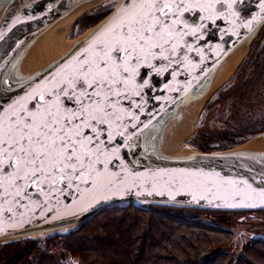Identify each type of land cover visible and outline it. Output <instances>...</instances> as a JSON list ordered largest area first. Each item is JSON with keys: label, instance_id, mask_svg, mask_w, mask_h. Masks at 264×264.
Listing matches in <instances>:
<instances>
[{"label": "snow or ice", "instance_id": "6c2138e0", "mask_svg": "<svg viewBox=\"0 0 264 264\" xmlns=\"http://www.w3.org/2000/svg\"><path fill=\"white\" fill-rule=\"evenodd\" d=\"M224 7L231 10L233 4L125 0L75 62L49 85L17 101L7 115H0V201L11 206L6 211L58 204L61 196L72 192L78 196L77 203L91 201L118 183L109 165L119 159V147L110 145L118 136L127 143L128 127H136L133 105L143 107V89L149 87L148 79H139L140 69L163 75L171 68L175 78L179 70L173 65L185 70L197 67L190 54L203 60V47L197 45L204 40L208 26L204 21L214 23L224 15ZM194 10L205 13L199 24L184 19L186 12ZM182 175L193 182L215 183L203 174ZM222 182L244 186L234 193L243 198L227 206H256L254 197L264 203V188L254 189L246 181ZM25 200L28 204L21 203Z\"/></svg>", "mask_w": 264, "mask_h": 264}, {"label": "water", "instance_id": "95a60500", "mask_svg": "<svg viewBox=\"0 0 264 264\" xmlns=\"http://www.w3.org/2000/svg\"><path fill=\"white\" fill-rule=\"evenodd\" d=\"M85 1L88 0H0V115H7L17 101L33 90L49 85L53 78L75 62V58L88 49L93 35L112 20L125 2L119 0L104 18L89 28L91 32L59 60L20 83L13 82L10 76L21 54L52 23ZM222 3L225 6L232 3L233 7L231 10L224 7V15L214 23L204 21L208 25L204 40L197 45L203 47V60L195 53L190 54L197 67L185 70L182 65H173L179 70L175 78L171 75V68L163 75L147 68L140 69L139 79H148L149 87L143 89V107L135 108L133 105L137 115V121L133 122L136 127H128L126 135L130 138L127 143L124 142L125 137L118 136L114 145H110L119 147V159H113L109 165L118 183L98 193L97 199L81 203H77L75 192L61 196L58 204L53 202L43 208L36 205L15 207L11 212L6 211L11 206L0 201V244L64 235L106 209L130 204L219 212L264 210L259 197L253 198L256 206H227L243 198L234 193L244 186L222 182L246 181L254 189L264 188V153L236 150L235 147L176 159L160 155L157 150L158 135L164 121L184 100H195L213 70L240 45H248L264 23V0H222ZM217 8L220 9L221 4H217ZM202 15L205 13L194 10L186 12L184 19L189 24H199ZM34 104L35 101L28 107L32 108ZM125 107H128L127 102ZM260 138H264V131L253 140ZM185 173L211 176L215 183L193 182L182 175ZM33 199L42 198L34 196ZM21 203L28 204V201ZM246 203L251 204L252 201Z\"/></svg>", "mask_w": 264, "mask_h": 264}, {"label": "trees", "instance_id": "16d2710c", "mask_svg": "<svg viewBox=\"0 0 264 264\" xmlns=\"http://www.w3.org/2000/svg\"><path fill=\"white\" fill-rule=\"evenodd\" d=\"M84 19L89 24L100 20ZM220 138L222 150L234 143L228 134ZM196 147L211 151L204 142ZM237 213L162 205L112 207L64 235L0 244V264H264V239L232 256L228 216Z\"/></svg>", "mask_w": 264, "mask_h": 264}, {"label": "rangeland", "instance_id": "374dc122", "mask_svg": "<svg viewBox=\"0 0 264 264\" xmlns=\"http://www.w3.org/2000/svg\"><path fill=\"white\" fill-rule=\"evenodd\" d=\"M119 0L84 14L73 24L70 37L83 34L91 26L84 18H104ZM98 20V22L100 21ZM264 131V23L228 80L218 87L204 103L194 119L192 131L182 142L191 154L201 152L197 143H206L210 152L221 151L220 136L228 134L234 141L229 148L239 147ZM226 149V150H229ZM228 228L233 231L232 256L241 255L255 240L264 239V213L241 212L228 216ZM205 223L215 224L211 218ZM51 237V236H48ZM46 237H36L40 241Z\"/></svg>", "mask_w": 264, "mask_h": 264}, {"label": "bare ground", "instance_id": "6f19581e", "mask_svg": "<svg viewBox=\"0 0 264 264\" xmlns=\"http://www.w3.org/2000/svg\"><path fill=\"white\" fill-rule=\"evenodd\" d=\"M109 1L88 0L82 2L52 23L21 54L12 70L11 80L20 83L59 60L91 32L88 29L79 36L70 37L72 26L77 19ZM247 49L248 45L243 43L228 55L213 70L197 98L193 101L184 100L173 115L164 121L158 135L157 150L160 155L176 159L191 156V152L184 149L182 142L189 137L195 117L211 94L228 80ZM236 150L264 153V138L249 141L237 147Z\"/></svg>", "mask_w": 264, "mask_h": 264}, {"label": "flooded vegetation", "instance_id": "af4514ba", "mask_svg": "<svg viewBox=\"0 0 264 264\" xmlns=\"http://www.w3.org/2000/svg\"><path fill=\"white\" fill-rule=\"evenodd\" d=\"M264 211V210H263ZM263 211H258L257 213H264ZM240 213V212H239Z\"/></svg>", "mask_w": 264, "mask_h": 264}]
</instances>
